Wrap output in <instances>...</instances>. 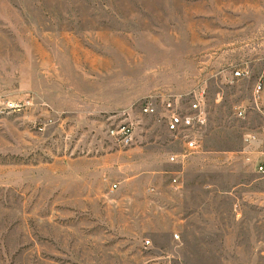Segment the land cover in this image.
<instances>
[{"label":"rangeland","instance_id":"1","mask_svg":"<svg viewBox=\"0 0 264 264\" xmlns=\"http://www.w3.org/2000/svg\"><path fill=\"white\" fill-rule=\"evenodd\" d=\"M203 91L198 152L142 113ZM263 125L264 0H0V264H264Z\"/></svg>","mask_w":264,"mask_h":264},{"label":"built area","instance_id":"2","mask_svg":"<svg viewBox=\"0 0 264 264\" xmlns=\"http://www.w3.org/2000/svg\"><path fill=\"white\" fill-rule=\"evenodd\" d=\"M246 70L242 68H237L232 75L234 78H243L247 76L245 73ZM261 90L262 86L259 83L254 91V99L251 105V110L257 111L263 114V109L261 106ZM205 92L195 94L194 97L188 101L187 107H184L181 99L167 98L163 99L160 102V108L162 109L159 112V105L156 99H149L142 105V113L145 115H160L161 119L166 123V129L169 133L176 136L183 137V143L187 151L191 153L198 152L202 147L201 135L208 123V117L205 110ZM19 104H11L10 108L18 109ZM249 107L245 105H239L235 109V114L240 119H245ZM262 133L264 134V125L262 126ZM113 137L116 136V139L123 146H130L134 143V135L132 133V127L128 125L122 126L119 130L111 131ZM257 140V137L253 134L245 137V142L247 145H251ZM177 156L171 155L169 157V162L176 163ZM248 163H250L257 174L264 176V151H261L257 154L256 157H248ZM172 186L178 187L179 182L178 178L172 180ZM118 188L117 184L112 186V189ZM179 237L176 235L175 237ZM147 247L152 246L150 240L145 241Z\"/></svg>","mask_w":264,"mask_h":264}]
</instances>
